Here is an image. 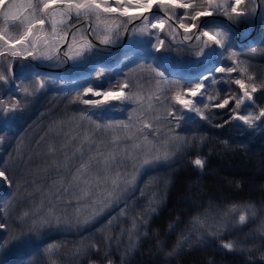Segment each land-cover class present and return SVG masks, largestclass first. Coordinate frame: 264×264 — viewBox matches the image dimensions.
Here are the masks:
<instances>
[{
  "label": "snow or ice",
  "instance_id": "obj_1",
  "mask_svg": "<svg viewBox=\"0 0 264 264\" xmlns=\"http://www.w3.org/2000/svg\"><path fill=\"white\" fill-rule=\"evenodd\" d=\"M21 2L22 0H0V17L5 22V26L0 27V65H4L0 69V85H16V92H22V98L34 97L48 84L56 82V78L44 76L41 79L42 73H31L27 77L21 74L18 77L15 72L17 64L23 68L25 65L21 62H61V57L63 63L80 62L97 51H103L106 46L118 43L122 39L121 30L123 33L130 32L133 38H147L148 47L155 52H170L171 48L164 47L165 39L171 37V45L181 33L176 28L165 32L169 21H176L178 29L182 30V39L179 41L181 46L193 39L202 44L195 57H210V66L205 69L206 75L200 73L196 76L197 82L188 81L191 86L173 90L170 86H161L168 83V77L157 65L152 69L157 79L154 90L147 94L146 109L143 86H138L140 90L135 93H126L125 90L131 87L127 82L112 86L117 88L116 91L112 88L101 90L87 87L84 89V95L91 94L95 99H84L78 94L70 100L71 105L82 103L89 107L80 110L78 119L72 115L53 123L50 132L53 136L63 133L65 139L59 147L54 143L48 145L44 156L53 162L42 169V176L41 170L35 173L22 170L20 175L28 178L17 183L16 174H12V179H9V170L4 167L7 162L0 161V185L9 189L8 193L0 197V249L28 244L38 238L34 235L37 233L48 237L53 231L66 232L69 230L66 225L69 224L70 218L75 220L77 228L92 225L105 212L121 203L123 206L119 208V214L111 216L106 226L111 228L123 222L124 218L130 217V213L134 211V207L128 203L127 193L136 190L143 172L160 166L170 168L180 161L185 150L192 147L186 137L176 132V129L181 127V122L211 123L213 110H224L230 114L229 118L225 119L223 124H217V127L230 125L246 126L252 130L258 127L264 129V107L256 105L258 99H264V76L252 71L254 61L264 60V35L256 40L249 39L242 33L248 43L246 47L238 50L235 49L231 35V25L249 24L260 12H264V0H24L26 15L21 12ZM57 15L59 20L56 19ZM164 16H167V19ZM215 17H226L229 24H214L211 21ZM137 21L143 26L138 27ZM46 23L51 26V44L43 35ZM11 28L17 31L12 32ZM211 28L216 31H210ZM101 31L103 35L100 34ZM69 33L72 42L68 40ZM194 33L198 34L193 35ZM78 34L83 43L74 49L73 43ZM85 34H90L92 39H84ZM161 34L164 39H161ZM153 38L157 43H152ZM94 40L98 41V44L94 43ZM61 45L64 47L61 48ZM41 47L46 50L41 51ZM127 58L126 55L125 59ZM229 62L232 66H226ZM216 74L225 75L217 79ZM101 75L103 74L99 73L98 78ZM18 79L21 84H16ZM24 79L33 80L34 86L31 90L23 86ZM218 83L235 85L236 92L239 93L238 98L236 93L223 98L219 93L215 96L209 95L208 89ZM112 101L138 104L141 111L137 114V109H132L127 116V122L109 121L106 124L94 121L88 114L89 108L103 110L109 108ZM155 103L164 106L162 114H153ZM21 108V100L15 95L12 96L11 102L0 100L2 113L13 114ZM249 108L254 111H248ZM145 112L148 113L147 116ZM78 120L88 121L94 127L83 130ZM173 122L174 126L169 127ZM65 128L68 131L65 132ZM116 130H123L124 135H112L107 141L95 139L97 135H107L109 131ZM4 140L5 138L0 136V144H3ZM125 140L133 141L130 148L127 145L120 147ZM45 141L46 137H41L36 143L41 145ZM227 143L224 142L225 145ZM16 152L17 158L22 162L24 156L28 155L27 150L19 147ZM58 156L63 159H54ZM129 163L131 171L127 170ZM192 163L197 170L203 172L206 159L197 157ZM13 187L17 191L25 192L18 203L33 200L24 210L16 209L15 216L11 215V210L4 203V200L12 195ZM29 187H32V192H27ZM35 193H39L38 202H35ZM145 197L146 193L140 190V195L134 198V203L143 204ZM162 199L161 196L160 199L150 201L143 212L130 217L131 227L122 229L121 235L127 233L130 241L133 237L147 236L150 231L149 221L158 214ZM191 207L190 205L189 211ZM209 210L220 215L218 209L211 204ZM207 211L192 218L191 231L198 230L196 225L207 219ZM261 211H264V208ZM180 215L185 216L186 213L181 212ZM224 216L228 226L242 229L255 222L257 209L250 204H233L226 209ZM12 223L18 224L19 228L25 231H13L9 235ZM181 223L183 221L177 217L173 224H169V230L174 232ZM141 228L148 230L141 232ZM257 233L264 239V221H261L256 231L249 236L254 239ZM88 239L85 238V241ZM85 241H81L76 254L99 256V246ZM45 242L41 239L40 244L36 245L30 264H57L55 257L61 245L48 243L47 247H42ZM199 243L202 241L198 239L197 244ZM189 245V237L181 233L180 239L168 255L182 252L185 246ZM130 246L135 247L134 244ZM220 247L232 253L260 250V246L255 249H241L238 241L222 242ZM107 256L108 253H105L100 264H103ZM260 260L264 261V255L260 256ZM109 264L112 262L109 261ZM207 264L215 262L208 261Z\"/></svg>",
  "mask_w": 264,
  "mask_h": 264
},
{
  "label": "trees",
  "instance_id": "obj_2",
  "mask_svg": "<svg viewBox=\"0 0 264 264\" xmlns=\"http://www.w3.org/2000/svg\"><path fill=\"white\" fill-rule=\"evenodd\" d=\"M212 21L214 24H229L228 20L212 19ZM235 26L240 31L241 40H244L245 38L242 33L248 36L252 32L254 18L249 24L240 23ZM231 29L235 49L238 50L239 48L246 47L248 41L239 43L235 37L236 30L232 25ZM121 32L122 39L118 43L112 44V46H117L122 42L124 33L123 30ZM262 35H264V12L259 13L257 29L251 39L258 40ZM180 37V35H177L179 41L182 39ZM85 38L89 39L88 34H85ZM179 41H173L170 46V58L175 64L177 59L188 57L191 65L184 68L189 74L173 77L176 85L191 86L188 81L197 82L196 76L200 73L207 74L205 69L210 66L209 60H202L199 65H196V62L193 63L197 59L195 53L200 50L202 44L197 41L192 42V40L181 46ZM124 53H127L126 48L111 49L105 47L103 51H97L83 61L70 63V67L79 69V74H83L87 71L83 70L85 68L89 67V70H95L101 56L114 55L115 57H119ZM62 61L63 57H61V62H48L44 65L42 64V66L61 68L66 64ZM23 63L25 64L26 71L19 72L18 77L21 74L27 77L34 72L49 73L43 69L36 68L28 61ZM36 63L41 65L38 62ZM253 65L252 71L264 76V60L254 61ZM226 66L232 65L229 62ZM3 67L4 65H0V69ZM224 75L216 74L217 79ZM107 77H109V74L105 76V78ZM233 77H235V74H233ZM85 78L84 76H78L76 80H80V84L77 86H66L62 80H59L47 85L45 89L30 98H22V92L18 94L15 87L10 88L9 85H0V100L11 102L12 96L15 95L17 99L21 100L22 105L21 110L13 114L0 112V136L5 138L4 143L0 144V161L8 163L11 162L10 159L12 157L17 158L16 150L19 147L27 150L28 155L24 156V162L29 157L30 152L38 148L39 145L36 142L40 141L38 135L42 129L50 131L54 122L63 120L76 112L77 105H71L69 101L78 94L82 95L83 88L85 89L87 85L94 87L90 84L94 80L89 79L87 82H81ZM104 83V87L107 89L115 86L114 83ZM257 83H259V80ZM23 86L29 87L31 90L34 86L33 80L24 79ZM217 93L220 94L221 98L233 93H236L237 98L239 96V93L236 92V86L226 83H218L208 89L209 95L215 96ZM256 105L264 107V99H258ZM248 110L254 111L253 108H249ZM229 115L224 110H213L211 123H192L182 128L180 127V136L186 137L189 140H195L200 149H203L206 154L212 153L207 159L204 156L202 157V159H206L203 172L197 170L196 166L192 163V157L197 158L198 156H191V153L183 154L180 161L174 163L170 168L160 166L147 171L137 183L136 190L131 191L130 205L134 207V211L130 213L131 217L143 212L148 207L150 201L160 199L161 196L163 197L158 214L154 215L149 221L148 228H150V231L148 235H141L136 240V247H142L154 254L153 256L148 254L146 263L144 264H185V260L192 256L198 261L218 258L225 251L220 247L221 243L231 240L235 241V238L238 236H245L246 240L243 244L248 249H255L257 246H260L261 249L262 243L264 245V239L261 238L259 233L256 234L254 239L249 236L250 233L256 231L261 221H264V211H261L264 208V129L256 128L252 130L243 126L239 130H235L230 125H225L222 128L216 126L217 124H223L224 120L229 118ZM203 132L207 133V139L210 141L209 144H204L206 134ZM202 140L203 143H201ZM225 141L228 142L227 145L224 144ZM191 149H194V146ZM19 161L21 160L19 159ZM7 163L4 167L9 170V179H12V174L16 173ZM17 176L19 177L18 174ZM25 177L27 176H21V179L28 178ZM5 190V193H8L9 190L6 188ZM140 190L146 193V197L143 198V204L136 205L134 198L139 197ZM11 192L12 195L4 200V203L11 210V215L15 216L17 214L16 209L22 211L29 204L33 203L32 199L18 203L19 198L25 194L21 195L20 192L22 191H17L15 187L11 189ZM209 204L218 209L220 215L217 212L209 210ZM233 204H250L255 206L257 209L255 221L257 223H250L248 227L242 229L228 226L225 223L226 217L224 213ZM190 205L192 206L191 211H189ZM206 210H208L207 219L202 224L196 225V229L198 230L191 231L193 229V225L190 223L192 218L205 213ZM181 212L186 213V215L181 216ZM177 217H180L183 223L174 232H171L168 226L169 224H173ZM99 227V225H96L95 229H87L86 231H82V234L78 232L77 236L69 235L70 238L62 232L57 233L55 231L50 232L48 237H44L40 233L34 234L38 238L33 239L28 244H17L16 246L0 249V264H30L35 254L36 245L40 244L41 239L46 241L42 247H47L48 243L61 245L55 257L57 264H93L92 261L97 255H77L76 249L80 246L81 241H85V238H89L85 242L97 244L99 239L94 240V238L102 232ZM147 230L146 228L140 229L141 232ZM13 231L21 232L25 230L19 228L18 224L12 223L9 235ZM241 232H243L242 235H240ZM181 233L189 237L190 245L185 246L182 252L178 251L179 256L175 260L173 259L172 263H164L159 258L158 252H161L164 246H170L169 252H172V249L181 237ZM198 239L202 243L197 244ZM160 242L163 243L161 244ZM174 255L175 253L171 256ZM91 259L92 261L89 263L88 260ZM214 260L216 261V259Z\"/></svg>",
  "mask_w": 264,
  "mask_h": 264
},
{
  "label": "rangeland",
  "instance_id": "obj_3",
  "mask_svg": "<svg viewBox=\"0 0 264 264\" xmlns=\"http://www.w3.org/2000/svg\"><path fill=\"white\" fill-rule=\"evenodd\" d=\"M26 7V2H24V0H22L21 4H20V8H21V12L22 14H27L24 9ZM165 19H167L166 17H164ZM56 19L59 20L60 17L57 15ZM215 19V18H214ZM213 23V21H211ZM138 27H142L143 25L140 22L136 23ZM5 26V22L3 20L2 17H0V27H4ZM173 28H176L174 23L172 21H169L168 24L166 25L165 28V32H170L172 31ZM210 31L215 32L216 29L212 28L209 29ZM10 31L12 32H16L17 29L15 28H11ZM59 31V28H58ZM62 34V33H61ZM101 35H103V32H100ZM198 34V33H194L193 35ZM43 35L45 37H47L50 41L51 44V26L49 24L46 23L45 25V31L43 33ZM231 35L233 36V33H231ZM181 36V35H180ZM182 37V36H181ZM180 37V38H181ZM84 39H86L84 37ZM161 39H164L163 34H161ZM169 39H171V37H169L168 39H165V49L167 48H171L169 44ZM176 41H179V39L175 38ZM69 42H72V37H70ZM192 42H196L195 39H193ZM191 42V43H192ZM83 43V39H81L80 35L78 34L76 37L75 42L73 43V48L75 49L76 47H78L80 44ZM152 43L155 44L157 43V41L155 40V38L152 39ZM42 44V42H41ZM121 48H126L127 53L121 54V56L119 57H115L114 55H110L107 57H100L99 62L96 65L95 70L91 71L88 68H85L83 70H87L85 71L83 74H79V69H73L72 67H69L64 70L61 71L60 73L57 72H52L50 73V71H48L49 73H42L43 75L40 77L41 79L44 78V76H52L56 78V82L59 80H62L63 83L66 86H77L78 84H80V80H76V78H78V76H84L86 77L85 80L83 79V81L81 82H87L89 79L94 80L92 81V83H90L91 85H93V88H99L101 90H106L107 88H105V83L106 84H110V83H114L115 86H118L119 84L123 83V82H127L131 85V87L129 89H126V93H135L137 91H139V87L140 85L143 86V94L145 95V109L147 107V94L154 90L155 88V80L157 79L155 77V73L152 71L153 68H155L157 65L160 66V71H164L165 75L168 77V83L167 84H162V87H171L173 90L179 89L182 86L181 85H176L174 77L173 76H180V75H186L189 74V72L184 69L186 66L191 65L189 62V58L188 57H184V58H179L175 61V64L172 62V59L170 58V52H165V51H161V52H155L152 48L148 47V40L147 38L141 39L139 37L137 38H133L131 36V34H129L128 40L126 42V44L121 47ZM119 48V49H121ZM46 49H44L43 47H41V51H45ZM128 56L127 59H125V56ZM155 58V59H153ZM117 59V60H115ZM191 59V56H190ZM149 60V61H148ZM39 64H45L48 62H44V61H36ZM196 62V63H195ZM202 62V61H201ZM201 62L197 63V59L195 61H193V63H195L196 65H199ZM23 63V62H21ZM70 63H72L70 61ZM24 64V63H23ZM25 65V64H24ZM115 65V66H113ZM195 65V66H196ZM44 70V69H43ZM25 67H20L19 64H17V69L15 70L16 75L18 76L19 72H25ZM47 71V70H45ZM35 73V72H34ZM102 73L103 75H101L98 78V74ZM109 74V77L105 78V76H107ZM172 76V77H171ZM33 79H35L33 77ZM16 84H21V81L18 79L16 81ZM51 84V83H50ZM49 85V84H48ZM181 86V87H180ZM16 88V85H12V87L10 88ZM87 87H91L90 85H87ZM85 87V88H87ZM84 90V88H83ZM113 91H116L117 88L112 87ZM82 97L84 99H88V98H93L95 99L96 97L92 96L91 94H87L84 95V91L82 92ZM202 106V105H200ZM89 106L87 105H83L82 103H78L77 104V110L76 112H74L73 114H70L69 116L75 115L77 117V119L79 118V116L81 115L80 110L84 109V108H88ZM137 109V114L139 113V111H141L140 105L135 104V103H128V102H120V101H112L111 102V106L109 108H105L103 110H92L89 108V112L88 114L92 116V119L98 123L101 124H106L109 121L115 122V121H120V120H124L127 122V116L128 114L132 111V109ZM154 108L155 111L153 112L154 115H159L162 114L163 112V105H160L158 103L154 104ZM250 111V110H248ZM180 113H177V115H179ZM242 114H247V113H242ZM145 115L147 116L148 113L145 112ZM66 119V118H64ZM81 125V129L83 130H90L91 128L94 127V125H90L88 121H79ZM131 123V122H130ZM162 123H166L165 121H162ZM174 123L172 125H168L169 127L174 126ZM240 124L243 122H239ZM187 124H192V122H181V128L184 126H187ZM241 127H234L235 130H239ZM259 128V127H258ZM64 131H68L67 128L64 129ZM180 128L176 129V132L179 134ZM205 133V132H203ZM47 134V136H46ZM205 141L204 144H209L210 141L207 139V133H205ZM112 135H124L123 130H116L115 132L109 131L107 135H97L95 137V139L100 140V139H104V140H109L111 138ZM39 140H41V137H46V141L44 143H42L41 145L38 146L37 149L32 150L29 154V156H31V159H29V157L27 159L24 160V162L19 161V159L12 157L10 159L11 162H8L7 165L9 167H11L12 169H14L16 175L18 174L19 177L17 176V181L21 182L23 179H21V171H32L33 173H35L38 170L40 171V175H43L42 169L48 165L51 164L53 162L52 159H48L44 156V153L47 152L48 150V145L51 143H54L57 147H59L60 144H62L64 142V135L63 133L53 136V134L50 131H45V129H42L41 132L39 133ZM183 137V136H182ZM151 138V137H150ZM195 139V138H194ZM190 144L192 145V147L194 146V149H191L192 147L188 148L187 150L184 151L183 154H192L196 155L200 158H202L204 156V158L207 159V157L212 154V153H205L203 149H200L198 143L195 142V140L192 139H187ZM133 143V141H128L125 140L124 142L121 143L120 147H125L126 145L130 148L131 144ZM201 153V154H200ZM182 154V155H183ZM54 159H59L62 160L63 157L62 156H58ZM196 159L192 157V161H194ZM36 162V164H35ZM22 163V164H20ZM26 169V170H25ZM127 170L131 171V163L128 164L127 166ZM150 169H147L143 172V174L140 176L138 182L141 180L142 176L149 171ZM27 178V177H25ZM39 183V181H38ZM5 188L7 190H9L7 187L5 186H0V197H3L6 193H5ZM30 190L33 191L32 187H29L27 189V192H30ZM22 192H20L21 195L25 194L24 190H21ZM131 191H129L127 193V197H129L128 199V203L130 204V195ZM35 197V202L39 201V193H35L34 194ZM123 206V203H121V205H118L112 209H109L107 212L104 213L103 216L99 217L97 219V221L92 224V225H88L85 227H80L77 228L76 226V222L75 220L70 218V222L68 225H66V227L69 229L66 232H62L64 235H70V236H77L80 232L81 234L83 233L82 231H86L91 230V229H95L96 225H99V229L102 230L101 233H99L98 236H96L94 238V240L99 239L97 242V245L100 248V254L99 256H95V259L92 261L88 260L89 263L93 264H100L101 259L104 257L105 253H108L107 259L103 260V264H109V261L112 262V264H144L146 263V258L147 255H151L153 256L154 254H152L153 252L149 251V250H145L142 247H136V240L137 237H133L132 240H129V237L127 235V233H125L124 235H121V231L122 229H127L131 227V222H130V217L128 218H124V221L116 224L114 227L108 228L107 225V220L111 218V216H117L119 214V208ZM255 223H257V221H255ZM243 232L240 233V235H242ZM70 236L68 238H70ZM111 237V239H107V237ZM240 238V239H239ZM76 239V238H75ZM245 236H238L237 238H235V241H238V246L241 249H248L246 247V245L243 244V242H245ZM234 241V240H231ZM134 244L135 247H131L130 245ZM158 249V247H157ZM137 250V251H136ZM173 250V249H172ZM159 251V249H158ZM170 251V246H164L161 249V252L159 253V258L161 260L164 261V263H172V260L176 259L179 256V253L176 252L174 256H170L168 255ZM226 251V253H225ZM224 252H222L218 258H211V259H202L200 261L196 260V258H194L193 256L191 258H187L185 260V264H207L208 261H214L215 264H264V261L260 260V256L264 255V245L262 243V247L259 251L257 252H250L249 251H238V252H228L227 250H225ZM216 259V261L214 260ZM139 260V261H138ZM155 261V260H154ZM153 261V262H154Z\"/></svg>",
  "mask_w": 264,
  "mask_h": 264
},
{
  "label": "water",
  "instance_id": "obj_4",
  "mask_svg": "<svg viewBox=\"0 0 264 264\" xmlns=\"http://www.w3.org/2000/svg\"><path fill=\"white\" fill-rule=\"evenodd\" d=\"M160 14H161V15H164V13H160ZM258 16H259V14H258L256 17H254V27H253L252 32H251V33L249 34V36H248L249 39H251V38L253 37V35L255 34V32H256ZM164 17L167 18V16H164ZM215 19L227 20V18H225V17H215ZM137 22H139V21H137ZM137 22H136V23H137ZM172 22L174 23L176 29L181 33L180 35L182 36V30H179V29H178V24H177V22H176V21H172ZM232 26H233V27L235 28V30H236V35H235V37H236V39H237V41H238L239 43H244V42L248 41V40H246V39L241 40V38H240V31L236 28L235 25H232ZM129 27H131V26H129ZM129 34H130V32H129V33H124L123 40H122V42H121L119 45H117V46L109 45V46H106V47H109V48H111V49H117V48H121V47H123V46L126 44L127 40H128ZM70 37H71V33H69L68 40H70ZM88 37H89V39H92V36H91L90 34H88ZM94 43H97V44H98V41H95V40H94ZM63 47H64V46L61 45V48H63ZM210 55H211V54H210ZM202 60H209V61H210V57H204V58H202V59H201V58H197V63L201 62ZM28 62L31 63V64H32L33 66H35L36 68L44 69V70H47V71H50V72H61V71H64V70H66V69L69 67V65H70V62H68V63L65 64V66H63V67H61V68H51V67H47V66L38 65L35 61H28ZM9 87H12V85H9ZM0 186H2V185H0Z\"/></svg>",
  "mask_w": 264,
  "mask_h": 264
},
{
  "label": "bare ground",
  "instance_id": "obj_5",
  "mask_svg": "<svg viewBox=\"0 0 264 264\" xmlns=\"http://www.w3.org/2000/svg\"><path fill=\"white\" fill-rule=\"evenodd\" d=\"M249 36V35H248Z\"/></svg>",
  "mask_w": 264,
  "mask_h": 264
}]
</instances>
